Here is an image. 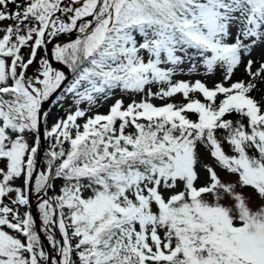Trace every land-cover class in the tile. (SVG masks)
<instances>
[{
  "label": "snow or ice",
  "instance_id": "snow-or-ice-1",
  "mask_svg": "<svg viewBox=\"0 0 264 264\" xmlns=\"http://www.w3.org/2000/svg\"><path fill=\"white\" fill-rule=\"evenodd\" d=\"M257 48L264 0H0V264H264Z\"/></svg>",
  "mask_w": 264,
  "mask_h": 264
},
{
  "label": "rangeland",
  "instance_id": "rangeland-1",
  "mask_svg": "<svg viewBox=\"0 0 264 264\" xmlns=\"http://www.w3.org/2000/svg\"><path fill=\"white\" fill-rule=\"evenodd\" d=\"M262 51H264V50H262L261 48L255 49V51L252 53V57L254 59L260 57L262 55ZM255 67H257V65L253 66L254 70H255ZM178 78L179 79H188L187 76L178 77ZM218 78L219 77H216V79H218ZM236 78H245L246 79V76H245L244 71H243V67H241V69L237 72L236 77H234V79H236ZM209 83H211V81H209ZM117 95L119 96L120 94L117 93ZM123 98L125 100V103L129 102L130 98H128V96H124ZM137 99H139V97H137ZM111 103H112V101H108L107 104H105V106L100 109V111L106 112L108 104H111ZM154 103L160 104L161 101L156 100V101H154ZM57 191H58V189H57ZM36 198H37V195L35 194V192H32L31 193V210H32L33 214L38 218V212L36 211V207H37L38 203L33 204Z\"/></svg>",
  "mask_w": 264,
  "mask_h": 264
},
{
  "label": "water",
  "instance_id": "water-1",
  "mask_svg": "<svg viewBox=\"0 0 264 264\" xmlns=\"http://www.w3.org/2000/svg\"><path fill=\"white\" fill-rule=\"evenodd\" d=\"M75 35L76 34H72V35H62V36H60V37H58L57 39H56V41H55V43H68V42H70L71 40H73L74 38H75ZM54 46V45H53ZM51 47V46H50ZM53 63H55L54 61H53ZM42 145H43V139H42ZM43 149H44V146H43V148H42V152H43ZM49 195L50 196H52V192H51V190H49ZM40 199V198H39ZM38 199V200H39Z\"/></svg>",
  "mask_w": 264,
  "mask_h": 264
},
{
  "label": "trees",
  "instance_id": "trees-1",
  "mask_svg": "<svg viewBox=\"0 0 264 264\" xmlns=\"http://www.w3.org/2000/svg\"><path fill=\"white\" fill-rule=\"evenodd\" d=\"M41 55H43V52H41ZM255 95L259 98L261 95H264V86L261 87V91L260 92H257L255 93ZM129 98V97H128ZM49 123H51V121H49ZM44 145H45V148H47V141L44 140ZM59 185H57V189H58ZM57 189L56 190H52V194L53 195H56L57 194ZM36 211L38 212V208L36 207ZM38 216H39V213H38Z\"/></svg>",
  "mask_w": 264,
  "mask_h": 264
}]
</instances>
